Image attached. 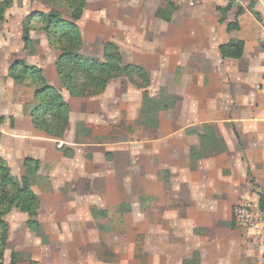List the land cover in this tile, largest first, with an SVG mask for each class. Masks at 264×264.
Masks as SVG:
<instances>
[{
    "label": "rangeland",
    "instance_id": "obj_1",
    "mask_svg": "<svg viewBox=\"0 0 264 264\" xmlns=\"http://www.w3.org/2000/svg\"><path fill=\"white\" fill-rule=\"evenodd\" d=\"M53 1L13 0L0 22V130L9 136L2 139L0 154L21 185L30 187L40 198L36 228H29L27 214L16 208L4 217L9 224L4 263L9 264L16 256L18 264H257V259L264 257V233L250 232L235 223L233 208L237 201L229 208H216L214 214L194 212L188 225L177 224L176 216L165 219L152 208L151 192L162 190L155 181L161 163L152 153L158 148L165 150V144L151 146L148 142L166 137L171 124L177 127L182 121H173L171 113L164 112L159 128L150 127L154 120L144 126L138 102L143 100L147 111L154 108L151 101L155 99L162 104L173 100L167 98L166 90L180 101L183 87L197 90L195 83L185 86L182 81L184 68L175 66L182 63L180 55L174 53V66L164 68L169 59L164 54L149 53L157 46L159 25L166 22L158 17V9L165 13L160 17L172 18L163 36L171 31L175 43H180L181 38L198 32L193 22L218 23L220 8L231 1L234 6L227 18L233 20L238 6L248 7L250 0H197L194 8L171 5L170 0H88L78 21L83 39L80 53L104 62L106 44L114 43L125 52V63L145 64L152 81L138 84L133 71L103 74L110 82L105 94L67 101L69 125L63 142L31 128L35 87L29 82L9 85L7 76L8 69L20 59L32 65L30 59L41 64L45 59L60 57L59 49L50 46L53 50H48L46 32L27 24L31 12L52 8H58L69 20L71 8L58 7ZM256 1L264 14V0ZM16 18L17 24H9ZM156 94L154 99L149 97ZM74 140L83 143L74 156L55 153L57 146L71 147ZM39 148H46L47 156H51L39 159V169L33 165L25 170L24 159H38ZM160 171L162 179L171 178Z\"/></svg>",
    "mask_w": 264,
    "mask_h": 264
},
{
    "label": "crops",
    "instance_id": "obj_2",
    "mask_svg": "<svg viewBox=\"0 0 264 264\" xmlns=\"http://www.w3.org/2000/svg\"><path fill=\"white\" fill-rule=\"evenodd\" d=\"M256 10L261 13V19L253 14L249 5L244 7V12L239 17V30H227V22L234 20L231 17L224 23L219 19L218 23L209 20L193 22L197 24L195 26L198 32H192L187 39L181 38L180 43L177 40L175 43L171 31L163 36L172 18L167 20L158 16L166 22L159 25L157 46L151 47L149 53L157 56L164 54L169 59L164 68L174 66V53V56L180 55L182 63L175 66L184 68L182 81L186 83L185 86L190 82L197 85L196 91L183 87L181 101L179 97L174 100V96L166 90L167 98L170 100L172 97L173 100L167 101V107L159 111H154L153 108L144 111L145 102L138 101L142 105L139 114L144 126H147L146 121L154 120V126L150 127L159 128L160 116L164 112H170L173 121H182L177 127L171 124L170 130H166V137L148 142L151 146L165 144V150L158 148L154 153L151 150L155 154V161L161 163L155 173V181L162 187L160 192H151V206L161 217L165 215V219L169 215L176 216L179 225L190 224L189 215L194 212L203 215L202 212L208 211L209 214H214L216 208H229L236 201V205L242 201L259 202L260 193L264 192V14L258 7ZM18 20L19 18L11 20L9 24H17ZM194 35L198 38L193 40ZM32 38L36 40L35 37ZM232 39L245 42L244 54L239 59L221 56L220 45ZM46 45L48 50H53L47 41ZM122 55L125 60V52ZM58 57L56 55L52 60L47 57L41 64L33 59L29 62L32 65H42L47 82L59 86L65 99L70 102V99L75 98L69 95L63 79L57 73ZM143 67L149 72L151 83V73L145 64ZM8 79L9 85L15 82L10 77ZM109 85L108 81V88ZM108 88L100 95L105 94ZM149 97L154 99L157 94ZM124 98L122 97L123 101ZM29 118L31 128L36 129L30 116ZM16 125L18 130V124ZM6 134L0 130V146L2 139L9 138ZM59 141L63 142L64 139ZM142 142L144 141H140L141 144ZM72 143L70 146L74 151L78 145L83 144L76 140ZM63 146L65 145L57 146L55 153H62L64 156L61 150ZM36 151L41 153L36 160L43 161L51 156H47L46 148ZM28 157L31 156L23 161L25 170ZM40 166L42 167L41 162ZM160 170H164L167 176L171 175V178L162 179L159 176L162 173ZM176 187L181 191H177ZM248 229H251L250 232L263 234L264 224ZM256 263L264 264V257L258 258Z\"/></svg>",
    "mask_w": 264,
    "mask_h": 264
},
{
    "label": "trees",
    "instance_id": "obj_3",
    "mask_svg": "<svg viewBox=\"0 0 264 264\" xmlns=\"http://www.w3.org/2000/svg\"><path fill=\"white\" fill-rule=\"evenodd\" d=\"M88 0H54L58 7L68 5L71 8V18L65 20L58 8L49 11L35 10L27 16V24L31 29L46 32L47 41L50 46L61 51L56 61V70L63 79V84L71 97H92L103 93L108 81L103 78L106 75H123L133 71L138 77V84L149 85V72L141 65L125 63L118 45L107 43L105 49L106 61L101 62L80 53L83 45L78 21L82 18ZM165 1V0H163ZM171 5H177L169 1ZM13 3V0H2L0 3V22L5 18V10ZM256 0H250L249 8L253 14L261 19V13L256 10ZM233 1L221 7L220 22H227L229 11L233 8ZM172 8L169 10L172 13ZM244 7L238 6L233 21L227 22V30H239V17L243 14ZM157 14L165 15L164 10L158 9ZM167 20L170 17H166ZM26 42L29 37L25 36ZM28 47V46H27ZM220 53L223 58L239 59L243 56L245 42L240 39H232L228 43L221 44ZM8 76L18 84L29 82L35 87L34 106L30 116L33 125L42 130L49 138L63 140L69 125V104L64 98L62 91L47 82L43 69L36 65H29L20 59L9 68ZM30 79V80H28ZM142 80V82H140ZM151 101L154 111L166 108L167 103L155 99ZM156 106V107H155ZM148 109L147 111H149ZM64 156H73L74 150L71 147L61 148ZM35 165V167H33ZM27 169L40 167L39 160L28 157L25 161ZM259 205L264 210V192L260 193ZM40 198L30 187L21 185L20 181L11 173L6 160L0 156V233L3 240L0 249V264L4 263V248L6 237L9 232V224L4 217L13 208L26 213L28 216L27 225L29 228H36L39 225L37 219ZM16 256L9 264H18Z\"/></svg>",
    "mask_w": 264,
    "mask_h": 264
},
{
    "label": "built area",
    "instance_id": "obj_4",
    "mask_svg": "<svg viewBox=\"0 0 264 264\" xmlns=\"http://www.w3.org/2000/svg\"><path fill=\"white\" fill-rule=\"evenodd\" d=\"M178 6L192 7L197 0H171ZM234 220L241 228H252L264 224V210L260 207L259 202L242 201L235 205Z\"/></svg>",
    "mask_w": 264,
    "mask_h": 264
}]
</instances>
